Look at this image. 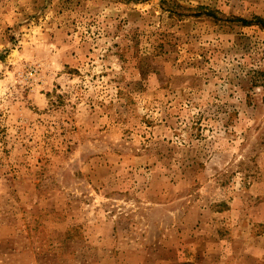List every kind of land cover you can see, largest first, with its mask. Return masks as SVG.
<instances>
[{"label":"rangeland","instance_id":"rangeland-1","mask_svg":"<svg viewBox=\"0 0 264 264\" xmlns=\"http://www.w3.org/2000/svg\"><path fill=\"white\" fill-rule=\"evenodd\" d=\"M0 264H264V0H0Z\"/></svg>","mask_w":264,"mask_h":264}]
</instances>
